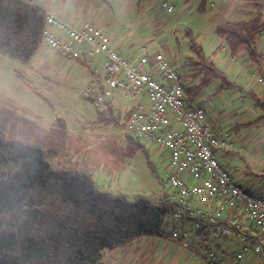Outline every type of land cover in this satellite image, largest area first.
Returning a JSON list of instances; mask_svg holds the SVG:
<instances>
[{"label":"trees","instance_id":"16d2710c","mask_svg":"<svg viewBox=\"0 0 264 264\" xmlns=\"http://www.w3.org/2000/svg\"><path fill=\"white\" fill-rule=\"evenodd\" d=\"M206 1L202 0L200 11ZM46 25L44 10L25 1L0 0V53L31 63L45 42ZM263 32L262 14L247 21L224 22L215 28L221 44L232 56L247 54L264 77V55L256 44ZM184 37L191 52L184 65L187 73L200 81L193 88H185L186 100L196 99L204 88L217 82L221 89L232 86L227 72L211 59L195 33L186 28ZM85 97L93 104L97 125L124 127L132 114L118 112L111 97L103 111L94 106L93 97ZM71 135L61 117L46 129L0 103V264H105L107 251L142 237L174 238L166 227L178 205L166 197L160 203L142 194L133 201L122 195L113 198L97 189L93 173L88 170L77 176L53 171L48 160L71 153ZM142 142L128 136L125 153L133 156L142 151L148 155L149 149ZM182 210V228H193L199 221L196 236L207 238L206 242L215 235L217 224ZM256 233L264 244V236Z\"/></svg>","mask_w":264,"mask_h":264},{"label":"rangeland","instance_id":"374dc122","mask_svg":"<svg viewBox=\"0 0 264 264\" xmlns=\"http://www.w3.org/2000/svg\"><path fill=\"white\" fill-rule=\"evenodd\" d=\"M43 1L49 3L51 0ZM186 1L189 4L185 0H124V8L120 9L115 0H106L92 6L87 14L93 13L97 16H87L86 20L98 24L106 12V6L112 5L114 21L119 28H126L137 41L143 38L142 46L147 48L151 45L153 55L162 52L167 56L180 74L184 87L188 89L195 87L200 81L190 77L184 65L191 56L188 39L184 35L186 28L197 25L200 19L189 23L192 11L187 6L195 7L200 0ZM57 3L64 6L63 0H57ZM207 7L211 9L210 3ZM222 22L218 18L204 19L207 27ZM213 37V34L210 35L206 47L209 56L217 49ZM161 41L167 42L160 48L157 44ZM223 55L219 52V57L217 55L212 59L220 68L228 71L233 85L220 91H217L220 86L218 82L206 87L194 103L205 109L218 134H224V139L221 140L226 142V148L234 151L233 157L227 158L216 150L219 161L227 166L236 181L243 174L246 181L256 185L263 182L262 185L264 158H259L264 156V120L257 124L254 121L264 115V108L257 107L259 102H256L258 99L264 105L261 92L264 83L254 70H243L241 74H236L233 68L221 65L219 60ZM42 64L47 68L46 73L39 72ZM92 71L90 66H82L75 59L61 56L45 42L29 64L15 61L0 53V103L46 129L53 127L57 115L61 114L66 119L74 131L69 147L71 153L68 156L50 158L48 163L53 171L69 172L70 176H77L88 170L93 173L97 189L110 193L113 198L122 195L133 201L136 195L142 194L155 203H160L166 193L172 192L171 188L165 187L169 168L168 152L165 149L151 145L148 155L139 151L129 156L125 153L128 143L122 126H100V131L92 128L87 132L88 141L79 138L80 132L84 131H78L80 125L97 126L93 115L87 112L92 111L93 107L82 94V89L93 83V77L88 76V72ZM250 90L256 91V98L248 95ZM256 150L257 154H254ZM244 179L241 178L242 181ZM166 230L168 233L172 232L173 225L170 224ZM183 245H193L195 249L191 250ZM242 249L241 244L234 246L235 253ZM217 250L220 256L226 249ZM250 256L254 259L253 264H258L251 251L244 252L243 257L237 260L226 256L225 262L246 264ZM103 262L209 264L210 258L207 249L191 234L183 242L172 238L142 237L128 246L107 251Z\"/></svg>","mask_w":264,"mask_h":264},{"label":"built area","instance_id":"2783aa9c","mask_svg":"<svg viewBox=\"0 0 264 264\" xmlns=\"http://www.w3.org/2000/svg\"><path fill=\"white\" fill-rule=\"evenodd\" d=\"M44 41L63 57L101 56L105 78L88 84L82 94L93 97L94 106L103 111L108 98L120 90L134 103L123 130L126 138L133 136L168 152L165 187L172 192L165 197L178 205L169 221L174 238L198 237L199 221L193 228L181 227L184 208L191 216L217 224L216 236L241 242L242 251L229 258L241 259L244 252L251 251L258 264H264V244L256 233L264 236V198L237 184L219 161L216 149L225 147L226 142L204 123L205 109L186 100L181 76L169 58L162 52L150 55L142 48L136 58L128 59L102 27L90 22L77 25L49 12ZM261 81L264 83L263 78ZM205 243L210 262L226 264V256H218L216 249Z\"/></svg>","mask_w":264,"mask_h":264},{"label":"crops","instance_id":"0c3cea01","mask_svg":"<svg viewBox=\"0 0 264 264\" xmlns=\"http://www.w3.org/2000/svg\"><path fill=\"white\" fill-rule=\"evenodd\" d=\"M23 1V0H22ZM64 1V6H61L57 3V0H51L49 3L43 0H32V1H28L26 0L25 2H27L28 4L40 8L42 10H44L45 12H49V13H55L57 15H60L66 19H68L69 21L77 24V25H81L83 23L86 22H90L88 20H86V17H96V14H87L91 7H95L98 4H100L101 2H105L106 0H63ZM127 1V0H126ZM115 2H117V5L120 9L124 8V5L122 4V2H124V0H115ZM202 0H200L199 4L195 7L193 6H187V9H189V11H192V17L189 20V23H194L196 20L200 19V22L197 25L192 26L191 29L195 35L196 38L198 39V41L205 47V49H207V43L209 41V37L210 35L213 34V42L215 45H217V49L215 52H213L211 54V59L214 58L215 56L218 55L219 57V52L223 53L224 55L220 58V62L221 65H224V67L227 68H233V70L236 72V74H241L243 72V70H254L255 73H258L257 70V66L249 59L248 55L245 53L240 54L238 57H233L232 54L230 53L229 49L227 47H225L224 45L221 44L220 39L218 38V36L215 33V28L219 25H212L211 27H207L204 23V19H209V18H218L221 21L224 22H228V21H247V20H251L254 17H256L259 14H262L263 19H264V0H207L205 3V6L203 8L202 11L199 10V6L201 4ZM186 4H189L188 1L185 0ZM208 3H210V10L208 9L207 5ZM103 10V9H100ZM114 17H113V6H106V12L102 15V18L99 20V23H93L96 24L100 27H102L106 32L109 33L111 40H112V44L119 50V52L126 58L128 59H134L136 58L141 49L142 48H146L143 45V38H140V40H136L135 37H133L130 32H128V30L126 28H119L118 24L116 23V21H114ZM264 32L262 34H260L257 37L256 40V44H257V48L258 51L264 55ZM167 41H161L159 42V44H157L160 48L163 47L166 44ZM171 48V46L169 47ZM152 46H148L147 50L149 52L150 55H153L152 52ZM160 51V50H159ZM225 56V57H224ZM102 57L101 56H97L93 59H82L80 60H76L78 62V64L82 65V66H90L91 69H93L92 72H88V76L93 77V82L94 81H103L105 78V71L103 70L102 67ZM213 60V59H212ZM214 61V60H213ZM102 67V68H101ZM223 69V68H221ZM47 70V68L44 66V64H42L39 67V72H43L46 73L45 71ZM97 70V71H95ZM147 70H149L150 72H152L154 74L155 77H159L157 73H155L154 70H152L150 67H147ZM224 70V69H223ZM226 71V70H224ZM228 74V71H226ZM260 75V74H259ZM190 76V75H189ZM191 77V76H190ZM229 77V74H228ZM261 78L264 79V77L262 75H260ZM230 80V78H229ZM231 83L232 80L230 81ZM226 88V87H225ZM223 88V89H225ZM220 87H217V91L223 90ZM262 92V97H264V88L263 90H261ZM247 93V91L245 92ZM249 96H252L254 98L257 97L256 91L254 90H250L248 92ZM110 100L113 102L115 108L118 110V112H120L121 114H125L127 112L132 111L133 107H134V103L126 98L123 93L116 89L113 93V95L111 96ZM196 99L191 100L190 102L192 104H195ZM259 102V106L257 105V107L259 108H264V105L261 103V101H259L258 99L256 100V102ZM90 102V101H89ZM90 104L93 107V104L90 102ZM196 105V104H195ZM201 106V105H199ZM87 112L89 114H92L94 117V120L96 119L95 117V111H94V107L92 109V111L87 110ZM264 116V115H263ZM261 116V117H263ZM58 117H62L61 114L57 115L55 120ZM261 117H259L257 120L254 121V123H259L262 122L264 119L260 120ZM64 119V118H63ZM66 121V119H64ZM67 126L69 131L72 133V135L74 134V131L72 128H70L69 123L66 121ZM205 124H208L212 127L213 131L215 132V134L218 136V138L221 140L222 136H224V134L219 135L216 129V126H214V124L212 123L211 118L209 117V115L206 112V118L204 120ZM55 125V124H54ZM53 125V126H54ZM100 125L97 126H82L80 125L78 128V131L80 132L82 129H84L83 132H80L79 138L84 139L86 141H88V136L89 134L87 132H89L92 128L94 130H98ZM121 128V127H120ZM78 132V133H79ZM226 135L229 134L227 133ZM224 139V138H222ZM249 140V139H248ZM127 141V139H126ZM86 143V142H85ZM89 144V142H87ZM143 144H145L150 152V146L149 144H146L144 142H142ZM84 144V143H83ZM153 146V145H152ZM217 152L220 151V153H222L221 155L227 158H232V152L230 149L225 147H219L216 149ZM254 154H257V150L253 152ZM218 153H216L217 156ZM264 156L262 158L259 159H263ZM219 159V158H218ZM227 161V160H226ZM220 162L223 164V162L220 160ZM227 168V166H225ZM228 169V168H227ZM229 170V169H228ZM230 172V170H229ZM231 173V172H230ZM233 177V174H232ZM239 179L241 180L244 179L243 178V174H241L240 176H238ZM234 181L239 184L240 186H242L243 188L261 196L264 198V184L261 185L260 184L256 185L254 182H249L246 181L244 179V181H236V178H234ZM244 183L245 186L242 184ZM211 237V236H210ZM194 238L198 241H200L201 246L205 247V237H195ZM209 238V237H208ZM171 239V238H170ZM175 239V238H172ZM178 241H182L180 239H176ZM208 243L211 244L213 246V248L217 249H226L223 250L225 252H221L220 256H228V255H232L235 253L234 251V246L236 245H240L241 242L238 240H226L222 237L219 236H212L211 238H209ZM182 245V244H181ZM185 246V248H189L191 250H194V246L193 245H183ZM241 247H243V245L241 244ZM218 251V250H217ZM250 252V251H248ZM253 254V253H252ZM254 259L252 256H250L247 259L246 264H253ZM237 263V262H235Z\"/></svg>","mask_w":264,"mask_h":264}]
</instances>
